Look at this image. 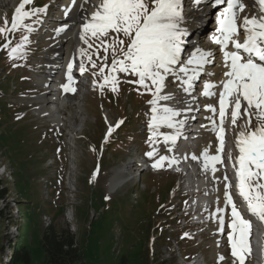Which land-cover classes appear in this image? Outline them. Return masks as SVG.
<instances>
[{"label":"rangeland","instance_id":"1","mask_svg":"<svg viewBox=\"0 0 264 264\" xmlns=\"http://www.w3.org/2000/svg\"><path fill=\"white\" fill-rule=\"evenodd\" d=\"M21 2L22 0H0V27H5V18H7V27L11 28L15 9ZM52 2L59 1L32 0L31 3L25 5L24 10L48 7ZM53 10V8L50 9V11ZM44 15L45 12L38 13L37 16L25 20V23H32L37 19L40 21L37 24H32L34 28L32 32L21 27L14 32L0 33V47L3 48L0 64L9 67L14 63L23 65L24 62L30 65V59L44 60L43 55L46 54L45 50L49 47L52 38L49 31H46L47 27L44 26L39 30ZM28 33L31 38L35 37L37 42L35 47L40 49L36 51L34 47L30 48L31 43L28 39L23 47V50L30 48V52H24L23 55L27 60H21V55H17L15 58L10 57L11 47L20 43L22 37L28 36ZM8 38H11V45L5 48L4 45ZM95 43L93 42L94 47ZM100 52L104 54L102 49ZM93 60L96 61L97 68H92L88 62L89 69L98 72L101 60L98 58H93ZM108 62H111V53H109ZM39 69V66L35 65L30 68V71L32 74L38 75L42 73L38 72ZM105 71L107 72V69ZM17 74H21L20 70L17 71ZM6 75L7 70H2L0 66V78L2 79ZM123 75L126 80H120L117 92H113L110 87L105 86L103 93L98 89V93L89 97L87 114L85 112L76 113L79 104L76 103L78 97H75V94L69 95L68 103L56 102L53 104L55 107H62L60 114L68 117L64 126L68 132L72 130L73 136L78 135L76 140L74 137L71 140L75 145L72 146L73 153L76 158L77 154L80 157L77 172L79 179L76 184L75 182L69 183V174H74V172H69L67 182L63 179L66 169L62 159H60V163L56 162L55 164H50L49 158L43 159L48 150H55L60 158V154H64L66 137L61 141L59 134L54 135L59 137H55V141L60 142L61 146L51 142L52 132L47 130H64L54 128L53 122L56 120L50 122L42 116L37 118L34 115L37 109L34 106L32 108L26 105V103L35 100L40 94L39 90L32 89L28 93L17 95L16 90L19 84L16 80H13L11 94L9 91L10 81L5 80L0 85V93L3 95H0V169L3 166L7 167L6 173L0 171V181L3 182L2 188H8L7 201L11 202L8 209L5 207L6 201L0 200V209L11 214L9 216H12L11 220H13H4L3 223L0 221V224L2 223L0 227L3 230V234L0 235V249L2 245L5 247V251L0 254V264L8 262L6 255L8 253L10 255L12 252L13 246H8L9 240H15L21 244L23 239H25V244L30 252L31 264L44 262L46 254L41 239L42 232L48 225L47 216L51 218L57 230L60 231L67 227L74 230L64 212L66 205L73 201L76 208L73 222L77 229L75 236L79 252L86 264H119L121 258L128 255L134 257L133 261L138 264H183L184 257L181 255V249L171 250L172 238L182 242L184 248L188 250V247L195 244L204 251L206 257L211 258L210 251L214 239L211 230L207 228V233L202 237L199 234L197 237L196 235L190 237L191 231L182 229V226L178 230L177 221L166 216L169 211H176L181 204L179 198L182 193L186 192V185L179 186L177 183L172 185L174 179L177 180V176L170 171L168 161H164L162 167H153L160 156L172 155L168 149H173V145L170 142L164 143L162 136L157 138L156 143L150 142V131L147 132L146 138H141L136 134L137 130L139 132L141 129L144 130L140 123L149 125L152 105L148 101L152 99V95L145 92L143 88L137 91L139 87L137 84L127 82L136 80V76ZM94 78L98 82L102 83L103 81L100 75H95ZM168 81L174 82L172 77ZM20 91L26 90L21 87ZM68 92L62 87L60 99L63 100ZM100 99L105 108L110 109L105 114L106 119L112 122L111 124H107L102 118ZM129 106L133 107V111H130ZM48 107L47 111L51 110L52 106ZM44 110L43 106L41 112ZM71 114H77L76 118L71 119ZM117 114L124 122L119 130L116 125ZM80 117L81 119H79ZM86 126L87 128L84 129ZM110 126H114L112 132L115 130L116 135L110 136L108 145L106 144L107 147L109 146L108 154L103 151L105 145L102 140ZM74 129L77 131L74 132ZM55 132L57 133V131ZM159 132L171 134L173 130L163 125ZM137 142L141 144L144 151L149 148L148 152L156 150V155L152 157L146 154L152 162L151 170L143 173L140 182L138 176H132V172L137 170V166L132 164L133 157L130 159L128 157L130 152L132 155V152L137 149L135 145L133 151L130 150ZM161 149L165 151L162 153ZM69 153H71L70 161H74L75 155L72 154V151ZM202 165V158L197 163L186 165L190 171H194V177L201 183L205 179L202 176ZM43 168L46 169L47 174ZM127 170L129 175L122 173ZM118 172H120L117 179L119 185L114 187L111 178ZM44 175H46V179H51L48 186L41 179ZM136 182H139V185H135ZM75 187L77 188L76 194L74 193ZM18 192L24 194V198L27 199L26 205L22 206L17 199H14ZM141 192L146 193L143 195ZM125 199H128V203L123 201ZM16 203H18L17 209H15ZM211 210L214 214L210 219V227H213L216 220V208L212 207ZM25 226L27 227L26 232L23 231ZM73 230L72 232H75ZM230 231L231 228L226 234L228 235ZM197 232L199 233V231ZM165 239H167V243L162 245ZM202 240L205 246L199 245ZM222 247L227 254L231 255L230 242L227 243V246L223 244ZM210 263L220 264L218 260L212 258ZM18 264L24 263L19 262ZM235 264H238V261ZM244 264H250L248 254H246Z\"/></svg>","mask_w":264,"mask_h":264},{"label":"snow or ice","instance_id":"2","mask_svg":"<svg viewBox=\"0 0 264 264\" xmlns=\"http://www.w3.org/2000/svg\"><path fill=\"white\" fill-rule=\"evenodd\" d=\"M32 0H22L15 9L11 28L0 27V33L16 31L23 27L28 32L34 31L33 23L40 22L38 19L32 23L25 20L38 13L46 12L47 6L37 7L26 11L25 5ZM205 0H195L197 5ZM212 7H218L216 17L217 27L212 36V42L219 46L218 51L223 54L221 69L222 80L216 83L203 82L202 95L205 97H218V106L207 104L206 107L213 113L208 117L213 130L216 131L219 147L215 155H209L206 148L201 157L192 155V159H203V167L208 170L211 167L215 178L216 163H223L222 152L225 143L226 129L224 127L228 117H231L233 129H239L236 136V145L239 156L233 167L237 168V189L239 196L247 203L250 214L264 221V0H251L258 7L257 15L244 13L245 3L243 0H207ZM72 7H79L83 13L81 20V41L87 48L81 47L79 54L82 57L79 64V72L83 74L87 69L83 57L87 56L92 68H97L96 61L92 59L89 50L95 43V55L101 60L98 72L103 82L94 81L103 93L105 86L111 91L117 92L120 84V74L134 75L136 80L127 81L135 83L145 92L151 93L152 99L148 101L151 108L149 122L150 142L156 143L157 138L162 136L164 143L173 146L182 135V129L187 123L188 117L178 119L182 114L192 111L188 106L177 108L168 103L186 104L190 102L184 98L177 99L174 92L169 88L168 77H175L179 82V89L188 96L196 90L195 82L202 74L215 76L216 73H207L206 66L214 63L216 52L211 49L194 47L187 55L185 53V37L189 30L185 24L183 0H70ZM92 4L93 10L88 13L86 5ZM222 6V7H221ZM72 7L65 9V16L72 11ZM67 25L56 29L57 32L65 31ZM127 41V43H125ZM28 42V36L22 37L20 43L11 47L10 57L24 54V44ZM11 45L9 40L4 47ZM101 49L104 55L100 56ZM111 53V64L108 63ZM68 83L65 84L66 92H75L72 87L75 83L71 72L73 65L69 64ZM107 69V72L105 71ZM220 88L217 93L214 89ZM168 89V91H165ZM195 100V97H193ZM197 111L199 109H196ZM216 117L219 118L218 122ZM195 119V117H192ZM253 119L256 123L253 124ZM123 121H119L122 124ZM166 125L174 131L171 134L160 133L161 126ZM113 128L109 127L110 135ZM172 151V148L168 149ZM152 157L156 150L148 152ZM187 159V156L184 157ZM168 161V166L179 164L180 158L175 155L160 156L153 167H162L163 162ZM225 208L219 207L217 200L216 215L218 219V231L224 232V218L221 213L230 209L231 219L228 240L231 244V255L244 264L246 254H250L249 236L251 221L244 218L239 211L231 192L232 183L227 174L223 176ZM219 190V189H217ZM107 199V197H106ZM207 210V209H206ZM187 235V234H186ZM221 262H225L223 255L219 256ZM227 264H232L231 261Z\"/></svg>","mask_w":264,"mask_h":264},{"label":"bare ground","instance_id":"3","mask_svg":"<svg viewBox=\"0 0 264 264\" xmlns=\"http://www.w3.org/2000/svg\"><path fill=\"white\" fill-rule=\"evenodd\" d=\"M60 2L61 3L59 4V7H60L59 8L60 9L59 12H60L61 15H60L59 18L56 19V22L54 23L55 29L53 31L54 34H55L56 44H59L61 46V50L62 51L67 50V52L69 54L73 52L75 58H77L78 50L74 47V44H75L74 38L76 37L78 40H81L80 36H79V33L81 31V20H82L83 13L80 11L78 6L77 7H72V5L70 3V0H61ZM183 2H184V0H183ZM205 2H207V0H205ZM205 2H202L199 5H197L194 2V4H192V5H194V7L192 8V5H188L189 7L191 6V9H189V8L188 9L189 10H193L195 8L194 11L196 9H202L203 5L205 4ZM79 3H80V0H77V5H79ZM96 3H99V0H96ZM69 7H72V11L69 12L67 16H65V9L69 8ZM86 7L88 9V13H90L93 10L92 4H88V5H86ZM185 7H186V5L184 4V12L186 11ZM254 11H256V10L254 9ZM254 11L249 9V10H246L244 12V14L247 13V12H251V13H249V15H255ZM185 14H187V13H184V16L186 18ZM64 25H67V29L65 31H60V32L56 31V29H58V28H60L61 26H64ZM185 25H186V22H185V24L183 26H185ZM189 38L187 37V38H184V39L186 40V39H189ZM187 45H188V43L186 44L185 48L187 47ZM200 45L203 47L202 44H200ZM206 50H208V49L206 48ZM211 50L216 52V57H215L214 63L209 64V65L206 66V72L207 73H216L215 76L207 75V76H211L212 77V82L213 83H216L219 80L224 79L225 77L223 76V72H222V69H221L222 63H220V61L217 59V51H215L214 49H211ZM58 58L59 59L51 60V63H52V65L50 66L51 69H58V68H65L66 67L67 60L62 61L63 57H61V56L58 57ZM63 62H64V66H63ZM220 74H222V75H220ZM205 75L206 74H202L201 77L205 78ZM41 81H43L45 83H51V81L48 82V77L47 78H41ZM178 84H179V82L177 81V82H175L173 84L172 87H169V88H171L173 90L174 95L177 97V99H180L183 96H185L186 94L183 93L179 89ZM200 84H201L200 87H203V83H200ZM170 85H172V84L170 83ZM200 87H199V83H196V90L195 91L199 90V92L202 93L203 88H200ZM165 91H168V89H166ZM214 91H216L218 93L219 92V88L214 89ZM181 94H182V96H181ZM194 95H195V92H192L191 96L186 95L187 101H191V98ZM65 101H69L68 97L65 98L63 102H65ZM203 101H204V110H203V112H200V109L197 112V113H201L202 114L201 116H203V118H204V122H202V124L204 125V129L201 131V133H199L200 138H199L198 141H199L200 146H199V151L198 152L201 154L204 149L208 148L209 149V155L211 156V155H215L216 154V150L219 147V140H218L216 131L213 130V126H212L211 121L208 119V117H212L213 116V113L210 110L207 109L206 105L207 104H213L214 106H216V105L218 106V97L217 96L205 97V99ZM163 102L164 101H161V103H163ZM165 103H168L169 106H175L177 108H184V107L178 106L179 104H175L174 105L172 101L165 102ZM78 110H81V109L78 108ZM54 111H55V114L52 115V118L57 120V121H59V122L64 121V118L60 114L59 109L57 108ZM185 115H186V113H185ZM75 116H76V114H71L70 115L71 119H74ZM193 116H195V114ZM180 117H183L182 119H184L185 116L182 114ZM228 118H231V117L229 116ZM186 129H187V126L185 125L184 128L182 129V132L184 130H186ZM203 138L206 139V142L202 141ZM189 143H191V141H189ZM69 172H74V174L71 173L72 175L69 174V178H70L69 179V183L72 184V183H74L76 181V178H75V175H76L75 172L76 171L75 170H71ZM119 173L120 172L115 173L112 176V178H111V182L114 185V187H116V185H119V184H117V181H118L117 179H118ZM122 173L129 175L128 170L124 171ZM121 181H122V179H121ZM223 192H224V188L218 190L219 207L222 208V209L225 208V201H224ZM217 200H216V202L214 204L216 208L218 206L217 205ZM15 209H17V208H15ZM221 215L224 218V229H225V226H226L225 223H226V221L228 219V210L226 212L221 213ZM66 218L71 223V226L74 227V230L73 229L72 230L76 231V226L73 223L74 222V203L73 202H69V208H68V210L66 212ZM46 220H48V222H49V219H46ZM218 228H219V224H218V219H217V215H216L215 234L213 235L214 236V240L212 241V250L210 251L211 252V258L218 260L220 262V264H227V262H229V261H231L232 264H235V262H236L235 259L231 255L227 254L225 249H222L223 248L222 245L224 244V241H222V236L223 235H221L222 233L218 231ZM263 236H264V221L263 222L258 221V222L253 224V237H252L253 246H254V248L252 250V253H253V256L258 259V261H261V260L264 261V256H262L263 259H261L260 256L257 257V253H258V249H259L258 245L261 243V240H262ZM221 255H223L225 257V262H221L219 260V256H221Z\"/></svg>","mask_w":264,"mask_h":264},{"label":"trees","instance_id":"4","mask_svg":"<svg viewBox=\"0 0 264 264\" xmlns=\"http://www.w3.org/2000/svg\"><path fill=\"white\" fill-rule=\"evenodd\" d=\"M2 184L3 182L0 181V200L6 201L8 197L7 196L8 188H2ZM174 184H175V179L172 185ZM135 185H139V183L136 182ZM141 193L145 195L144 193L146 192H141ZM16 197H18L17 199L19 201V204H21L22 206L26 205L27 199L24 198L23 193L18 192ZM127 200L125 199L123 201L127 202ZM8 204L9 202L6 201V205H5L6 208L9 206ZM171 212L172 211H169L167 215H169ZM5 215H6V211L4 209H0L1 222L2 221L4 222ZM2 223L0 224V226H2ZM26 230L27 227L25 226L23 231L26 232ZM2 234H3V230L0 227V235ZM41 240H42V246L46 254V259L41 264H86L79 252V245L77 243L76 236L70 231L69 228H63L62 230L59 231L54 227V225L48 226L44 228L42 232ZM4 250L5 247L4 245H2V248L0 249V254H2ZM182 254L185 256L188 254L184 248H182ZM9 258H10L9 263H5V264H18L19 262H23L24 264H31V256L27 248V245L25 244V239L22 240L21 244H19V242H16L14 244ZM133 259L134 257H131V255L123 256L119 264H138L135 263Z\"/></svg>","mask_w":264,"mask_h":264}]
</instances>
